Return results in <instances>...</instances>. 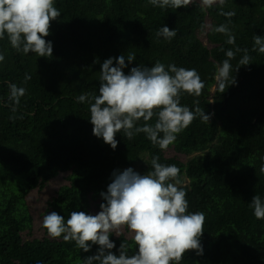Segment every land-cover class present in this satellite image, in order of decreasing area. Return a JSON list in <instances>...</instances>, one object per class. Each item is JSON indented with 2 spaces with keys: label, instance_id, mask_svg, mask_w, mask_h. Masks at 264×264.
<instances>
[{
  "label": "trees",
  "instance_id": "1",
  "mask_svg": "<svg viewBox=\"0 0 264 264\" xmlns=\"http://www.w3.org/2000/svg\"><path fill=\"white\" fill-rule=\"evenodd\" d=\"M54 6L61 16L45 37L53 45L52 56L24 54L12 48L6 34L0 39L5 57L0 62V158L22 180L21 197L38 194L41 204L31 206L37 215L30 225L19 219L16 203L0 211V264H83L99 245L84 252L75 241L51 238L44 215L56 212L67 220L74 211L98 214L105 203L100 193L107 191L113 172L132 168L144 175L155 156L161 164L176 165L180 177L189 175L191 183L179 185L187 193L188 212L205 214L203 255L187 251L179 264H264V220L249 207L255 195L264 199V53L253 40L264 37V0H189L179 9L155 7L149 0H54ZM228 12L235 15L222 14ZM224 24L235 38L231 44L228 35L215 31ZM163 26L177 35L158 37ZM229 50L235 53L230 62L236 83L222 93L217 74ZM244 50L251 64L241 66ZM122 54L136 58L125 61L126 75L132 67L150 68L157 61L166 68H194L205 87L199 96L182 93L181 104L203 108L211 115L209 123L197 117L166 150L144 133L128 139L118 132L115 150L96 137L90 104L77 98L98 95L102 63ZM10 84L26 89L18 105L9 99ZM143 124V119L137 122ZM54 184V194L43 203ZM131 233L126 226L111 233L115 254L122 242L134 254Z\"/></svg>",
  "mask_w": 264,
  "mask_h": 264
},
{
  "label": "clouds",
  "instance_id": "2",
  "mask_svg": "<svg viewBox=\"0 0 264 264\" xmlns=\"http://www.w3.org/2000/svg\"><path fill=\"white\" fill-rule=\"evenodd\" d=\"M149 2L155 7L179 9L189 0ZM204 2L210 4L212 0ZM222 14L235 15L234 12ZM60 16L54 0H0V39L6 34L16 51L50 57L53 45L45 37L50 34L51 22ZM215 31L228 35V43L234 42L226 24L216 27ZM156 35L171 40L177 32L163 26ZM253 40L256 49L264 53V37L254 36ZM244 52L239 61L241 66L251 64L247 50ZM234 55L229 50L228 59L218 68V87L222 93L236 83L230 62ZM4 59L0 54V62ZM135 59L131 54L127 59L123 54L106 59L101 65L99 94H81L77 98L80 103L90 104V122L96 137L115 150L118 132L123 130L128 139L144 133L153 144L166 150L197 117L209 123L211 115H206L203 108L197 106L193 110L181 104L182 93L199 96L205 87L194 68L175 64L166 68L157 61L150 68L132 67L126 75L125 61L130 64ZM9 88V99L18 105L26 89L15 84H10ZM154 117L155 123L150 124ZM141 119L143 126H137ZM151 168L144 175L132 168L114 171L107 191L100 193L105 203L100 205L98 214L74 211L65 220L51 212L44 215L43 227L51 238L63 236L65 241H75L84 252H89L92 245H99L97 253L84 259L83 264H179L187 251L195 250L197 255H203L200 237L204 232L205 214L188 212L187 193L179 187L182 183L180 169L176 165L161 164L158 156L152 158ZM249 207L254 210L256 219L264 220V199L260 195L252 198ZM124 226L134 233L137 250L132 255L128 254L126 242L121 243L118 255L112 251L116 245L109 237Z\"/></svg>",
  "mask_w": 264,
  "mask_h": 264
},
{
  "label": "rangeland",
  "instance_id": "3",
  "mask_svg": "<svg viewBox=\"0 0 264 264\" xmlns=\"http://www.w3.org/2000/svg\"><path fill=\"white\" fill-rule=\"evenodd\" d=\"M197 155V154H195ZM11 169L8 167V165L3 162L0 158V211L3 208H6V206L9 203H16L17 208L19 209V219L23 222V224L30 225L29 222L31 221L32 217L36 218L37 213H35L31 206L35 205L36 207H40L41 204L36 202V197L38 194H32L28 196V199H24L21 197V194L24 190V185L22 183V180L18 177L13 176L11 173ZM181 184H190L191 178L189 175H182L181 177ZM63 178L60 177L59 180H62ZM59 183V181H57ZM56 183V184H57ZM63 181L61 182V184ZM56 190V185H52L51 188L48 189L47 193L43 197V203L45 202V199L52 196ZM100 212V211H98ZM26 218V219H25ZM3 219H0V226ZM22 234H27V230L23 229L21 230ZM131 236H134V234H130Z\"/></svg>",
  "mask_w": 264,
  "mask_h": 264
}]
</instances>
